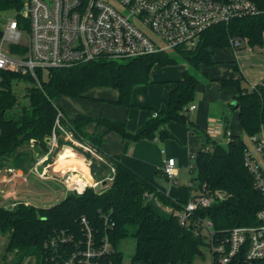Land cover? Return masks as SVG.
<instances>
[{
  "label": "trees",
  "instance_id": "trees-1",
  "mask_svg": "<svg viewBox=\"0 0 264 264\" xmlns=\"http://www.w3.org/2000/svg\"><path fill=\"white\" fill-rule=\"evenodd\" d=\"M252 1L260 8L259 14L214 24L202 33L195 48L178 47L174 50L175 55L159 52L126 61L99 59L74 66L53 67L45 78L38 71L40 85L30 73L0 69V165L10 158L27 161L31 166L37 155L26 158L25 154L18 153V148L31 140H35L40 154L47 152V139L52 134L60 109L65 116L60 121L73 138L103 156L102 160L98 157L92 159L88 151L92 171H110L111 165L114 168L111 179L102 188L88 186L83 193L70 191L51 206L25 202L8 207L0 205V230L8 234V251L15 257H35L36 264H47L53 251L45 243L55 231L64 229L73 235V241L63 246L67 253L76 248V243H87L88 235L82 223L85 216L92 228L94 246H101L106 237L111 244V251L101 256L102 262L124 264V253L118 244L129 235V228L135 226L132 235L136 238V249L130 264H191L197 256L205 258L204 247L209 245L206 236L196 232L197 228L202 229L199 225L202 220L212 221L215 239L226 237L235 226L258 223L257 211L264 203V195L256 188L254 175L245 160L248 144L240 134H232L227 143L219 142L198 126L189 113L198 85L217 80L221 88L236 91L234 100L239 102L237 111L242 134L251 137L264 129V78L248 89L243 84L246 81L244 75L218 78L212 77L209 70L220 63V60L216 63V55L232 46L233 37L246 40L251 46L264 45V0ZM22 4L23 0H0V11L20 10ZM177 57H182L188 68L169 87L164 107L150 108L151 116L142 120L135 131L127 128L126 121L102 114L78 113L71 118L58 104L61 97L98 100L89 91L107 87L118 91L116 99L107 101L129 109L134 106L135 86L150 83L154 66L174 64ZM229 64L234 71L239 70L235 60ZM189 67L203 72V75L198 76ZM21 79L32 82L26 91L30 104L23 106L17 114L9 115L7 112L19 104L14 82ZM230 106L234 108L232 103ZM155 112L156 116L153 115ZM170 121L185 124L192 136L202 138L201 148L190 153L194 160L190 166L194 173L191 190L206 194L225 193L222 200L194 210L188 224L181 223L178 213L188 200L172 198L124 163L120 156L103 148L105 135L110 131L132 141L151 140L158 133L162 137L173 136L166 127ZM92 123L104 126V132H89L88 126ZM62 140L61 145L73 144L67 139ZM167 206L172 207L169 213L162 208ZM59 254H62L61 258L65 257L64 252ZM259 264H264V260Z\"/></svg>",
  "mask_w": 264,
  "mask_h": 264
},
{
  "label": "built area",
  "instance_id": "built-area-1",
  "mask_svg": "<svg viewBox=\"0 0 264 264\" xmlns=\"http://www.w3.org/2000/svg\"><path fill=\"white\" fill-rule=\"evenodd\" d=\"M20 12V17L9 19L0 29V69L30 73L40 85L38 71L45 78L53 67L99 59L126 61L174 51L178 47L193 49L210 26L256 15L261 10L252 0H23ZM25 34L27 42L23 44L21 39ZM242 40L233 37L231 44L236 49ZM1 79L0 76V83ZM195 107L192 104L189 109ZM62 117L64 113L58 109L50 137L52 147L57 145V128L70 137L61 124ZM209 131L214 138L222 137L225 141L232 135L221 126ZM249 139L255 147L246 150L245 160L254 175L256 188L264 195V130ZM77 143L92 151L89 146ZM46 158L40 157L34 166L44 179L53 177L49 174L50 164H45L41 171L38 169ZM164 174L169 179L177 176L174 157L165 159ZM57 180L67 191L83 193L87 187L74 169L67 170ZM99 184L96 182L92 186ZM224 197L223 192L206 194L195 189L178 212L181 223L188 224L191 213L197 208L210 206ZM257 219L255 225L231 228L222 239L214 238L210 219L202 220L199 224L202 229L197 228L196 232L205 235L209 242L211 264H259L264 260V203L257 211ZM82 223L88 235L87 243L80 241L71 253H67L63 246L73 241V235L64 229L55 231L45 243L53 251L48 257L52 262L47 264H107L100 258L111 251L108 238H104L101 246H94L92 228L85 216Z\"/></svg>",
  "mask_w": 264,
  "mask_h": 264
},
{
  "label": "rangeland",
  "instance_id": "rangeland-1",
  "mask_svg": "<svg viewBox=\"0 0 264 264\" xmlns=\"http://www.w3.org/2000/svg\"><path fill=\"white\" fill-rule=\"evenodd\" d=\"M20 15L21 12L18 9H7L0 11V29L5 26V23L9 19L18 18L20 17ZM21 42L23 44L27 42L26 34L23 35ZM169 53L175 55L174 51H170ZM216 57H217L216 63L218 60H220L218 61L220 63L209 69L212 77L222 76L221 74H224V69L227 68V66L231 65L229 64L230 61L235 60V62L238 63L239 70L234 72H237L240 75H244L246 77V81L243 84L246 85L248 89H251L253 85L261 82L262 78H264V45L262 47L251 46L246 40H242L241 45L237 46L236 49L232 45L229 48L221 50V52L219 51ZM185 68H188V63L182 57H177V62L174 64H169L164 66H158V65L154 66L151 72V82L146 84L145 83L138 84L135 86L132 102H136V104L144 105V103H142V98H145V101L148 103L147 106H151L153 108H159V109L163 108L165 105V100H167L169 96V87H172L173 82L182 77V73L185 70ZM189 69L193 71L192 67L191 68L189 67ZM193 72H195L200 77L203 75V72L201 71L199 72L193 71ZM212 82H214L215 85L214 87H216V83H215L216 80ZM208 84L209 82H203L198 85L195 94V100L193 101V103L198 104V108L195 110V112L193 111L194 115H191V110L189 111V113L194 121H196V117H197V122L201 124L209 125L210 127L214 122L217 121L216 118L217 116L215 114H212V112L215 113L218 111V105L217 103H215V100L218 98V94L212 93L213 89L209 90L211 84L210 85ZM31 85L32 82L26 79H21L19 81L14 82V90L19 97V104L15 107L14 110L7 112V114L9 115L11 113L17 114L18 112H20L23 106H29L30 99L28 96H26V91L27 88L30 87ZM205 88L207 89L206 91H204ZM105 89H106L105 87L95 88L92 94L98 96H105L109 93H112L113 91V89H108L109 91L108 93L105 92ZM206 93L207 95H212V97H214L213 100L208 99L207 105L201 103V101L204 100ZM66 100L69 102V105L67 103H64L67 108L70 107L71 110L80 109V105H81L80 99L66 98ZM211 108L213 109V111H211ZM135 109L137 111L129 115L130 121L132 119L135 120L143 116L149 115L152 112V110H149L148 107L146 106L145 107L137 106ZM128 124H127V128H128ZM232 125L234 132L240 133V127L235 118H233ZM65 129L68 131L70 137H68L62 130L57 128L56 129L57 137H58L57 145L52 147V144L50 142L51 136H49V138L47 139L49 143L48 151L42 154L39 153L37 155L36 161L33 163V165L36 164L39 158L43 157V155L47 156L45 162L42 164L43 166L45 164L46 165L50 164L52 166V168L49 170V174L52 175L53 177L46 179H56V181L54 182V181L39 179L38 177L33 175L31 179L37 181L38 185H34L33 189L18 191V193L20 192L22 195L27 194L28 196L22 197V201L18 199L15 200L13 199V196L11 195L9 196L8 193L12 192L11 191L12 188H17V186L15 185L17 181L12 182L13 180H10V176H12L11 175L12 172L14 173L13 176L15 175L16 172L18 173V171H16L15 169L16 167L15 164L18 163L19 159L11 160L9 158L10 160L7 159V161H5L3 165L2 164L0 165V205L8 207V206H15L20 202L29 201L25 203L32 204L35 206H51L59 202L66 196V195L64 196L61 193V190L62 191L64 189L66 190L65 186L62 183H60L57 179L60 178L67 170H73V168H67V164H60V163L57 164L61 156L65 154L64 151H66V150L64 151L61 150L60 147L61 143L59 141L60 135H62L65 138V140L67 139L73 143L72 145L71 144L67 145L64 148L74 151L73 153L77 154L78 157H82L85 160L86 165L89 166L88 168L89 171H87L84 164H82L81 166L82 168H84L86 174L84 172H80L78 169H74L78 171V174L80 173L81 175L80 178H82L85 181V185H87V187L92 186L96 182L100 183L99 186H97V188H102L103 186L106 185L103 184V181L105 180L107 181L111 177V171H114L112 165L110 166V171L108 170V171H102L101 173H94L95 171H92V169L90 168V163L92 162V160L88 158L89 150L86 151V149L83 146H80L77 143L79 141L73 138V135L70 132V130H68L67 128ZM167 129L173 134V136L162 137L158 133L154 139L151 140L146 139L147 141L152 143L151 147L149 148V156L156 160L158 158H161V156H163L160 152L161 147L165 148L168 154L174 155L178 160V164L180 168L179 180L177 183L174 180L175 178L167 179L163 175V173L160 172L157 178L158 184H160L163 188H165V190L159 186L158 187L165 193L171 191L174 196H182L186 194L189 195V177L190 175L194 174L191 172L190 166L191 164L194 163V160L193 158L190 157V154L188 152L190 150V147L191 150H195L200 140L193 139L190 142V138H189L190 132H188V127L183 123L177 121H170ZM57 130H60V132ZM240 137L246 141L249 147L251 148L255 147L254 143L250 141L249 137L245 136L244 134H241ZM215 139H217L219 142L224 143V140L221 137ZM34 144H35V140H31L30 142L24 143L22 146L18 148V153L19 150H21L22 148L33 149L32 147ZM36 150H38V147H36ZM89 153L91 154L90 156H92V159L94 157L96 158L98 157L97 158L98 160L103 159L102 158L103 156L95 152L93 149L92 151L90 150ZM32 156L33 155H31V157ZM34 166H33V171H35ZM27 192H31V193L29 194ZM69 192L70 191L66 190V194ZM19 199H21V197H19ZM168 207L169 206L162 208L163 210H165V212L169 213L172 210H166V208ZM135 230L136 227L131 226L129 228V232H130L129 235L124 239H122L118 244V248L124 253V264H130L132 255L134 254L136 249V238L132 235V233ZM7 241H8V234L3 233L0 230V264H36L35 257H31V258L15 257L13 252L7 250ZM204 251L206 255L205 258H203L202 256H197L195 257V259L191 264H211L212 262L211 253L209 251V248L205 246Z\"/></svg>",
  "mask_w": 264,
  "mask_h": 264
},
{
  "label": "crops",
  "instance_id": "crops-1",
  "mask_svg": "<svg viewBox=\"0 0 264 264\" xmlns=\"http://www.w3.org/2000/svg\"><path fill=\"white\" fill-rule=\"evenodd\" d=\"M260 47V46H259ZM222 76H217L218 78L220 77H228V76H239L240 74L237 72H234L233 68L231 65L227 66V68L224 69V74H221ZM263 79V78H262ZM215 81V80H212ZM210 81L208 85L211 84V86L209 87V90L213 89L212 93L218 94V98L215 100V103H217L218 105V111L212 114H215L217 117V121L214 122L210 127L209 125L206 124H201L199 122H197V117H196V124L198 126H200L203 129H206L208 132H210L209 130L216 128L218 126L223 127V129L229 130L231 132V134H242V129L240 126V122H239V117H238V111L237 108L234 107L232 108L230 106V103H232L234 101V96H235V90L232 89H223L220 86L219 81L216 80V87H214V82ZM98 88V87H97ZM105 92H108V89H113L112 93H109L105 96H98V95H93L92 92L94 91V89H92L91 91H89V94L95 98H97L98 100H91V99H80V109L77 110H71V108H67L66 105L64 103H67L69 105V102L66 100V98H70L71 97H61L58 100V104L65 109L67 115L71 118L75 117L78 113H85V114H89L92 116H99V115H105L109 118L112 119H117V120H121V121H126V123L128 124V128L130 131H135L138 124L151 116L152 112L149 115L143 116L141 118L138 119H132L130 121L129 115L131 113H134L135 111H137L135 108L137 106L139 107H148V109L150 110V108H153L151 106H147L148 103L145 101V98H142V103H144V105L141 104H136V102L134 103V106L131 108H124L121 106H118L116 104H113L109 101H107L108 99H116L118 97V91L114 88H107L105 87ZM207 89L205 88L204 91H206ZM214 97H212V95H207V93L205 94L204 100L201 101L202 104L207 105L208 104V99H212L213 100ZM74 99V98H72ZM75 99H79V98H75ZM85 100V101H84ZM232 101V102H231ZM195 104V103H193ZM141 105V106H140ZM196 107L194 109H190L191 110V115L193 114V111L195 112V110L198 108V104H195ZM132 109V110H131ZM211 111H213V109L211 108ZM148 116V117H147ZM233 118H235L239 124L240 127V133H235L234 129H233V125H232V121ZM170 122H168L166 124V127H168V124ZM105 128L104 126H98L95 123H92L88 126V131L89 132H97V133H102L104 132ZM188 132H190V130H188ZM171 133V132H170ZM172 134V133H171ZM173 135V134H172ZM190 138V142L193 139H198L200 140L199 144L197 145V148L195 150H189V154L191 152H196L197 150H199L202 146V138L201 137H197V136H192L191 133L189 135ZM222 138V137H221ZM225 138V137H224ZM62 139H65L62 135L59 136V141L61 143V141H63ZM224 140V139H223ZM224 143H227V141L224 140ZM67 145L70 144H62L61 150H66L65 154H63V158H66L68 160L74 159V162H71L69 164H67V168H73V169H78L80 170V167L82 166V164L85 165L87 171H89V166L86 165L85 160L82 157H78L77 154H73L72 153L74 151L72 150H68L65 149L64 147H66ZM152 143L147 141L146 139H142L139 141H132L129 139H124L122 138L118 133L114 132V131H110L107 132L105 135V142L103 145V148L105 151H107L110 154H115L120 156L121 160L126 163L128 166H130L131 168H133L135 171L139 172L140 174H142L143 176H145L147 179H149L150 181H152L153 183H155L157 185V187H161L163 188L160 184H158V174L160 173L159 171H161L163 173V175L169 179L165 174H164V164H165V159L168 157H174L176 159V164H177V168H178V174L175 177V182L178 183L179 180V173H180V168H179V164H178V160L174 155L168 154V152L165 150V148L161 147L160 148V152L163 156H161V158L153 159L149 156V148L151 147ZM33 149H26V148H22L21 150H19V155L20 154H26L27 157H29L32 154L38 155L39 151L36 150V145L34 144ZM74 149V148H73ZM162 150H165V152H162ZM70 153V154H69ZM160 154V155H161ZM75 155V156H74ZM44 157V155H43ZM76 160L80 161V163H76ZM82 162V163H81ZM73 163V164H72ZM18 167H15L16 171H18V173L16 172L15 175L13 176V172L11 173L12 176H10V180H13L12 182L17 181V183L15 184L17 186V188H12V192L8 193V195L13 196V199H18L20 201H22V197H26L28 196L27 194L22 195L20 192L18 193V191H24L26 189H33L34 185H38V182L35 181L34 179H31L33 175H35L36 177H38L39 179H43V180H48V181H56V179H44L42 177L39 176V174L37 175V173L35 171H33V166L35 165H28L27 161H18L17 163ZM14 166V165H12ZM38 169L39 171H41L43 169V164H39L38 165ZM84 170V168H83ZM191 177L192 175H190L189 177V195H182V196H174L172 194L171 191L166 192L168 195H170L172 198L174 199H184V200H189L193 194V192H195V190H191ZM58 182V181H57ZM158 187V188H159ZM165 190V188H163ZM31 191V190H30ZM27 193H31V192H27ZM61 193L65 196L66 195V190L64 189L63 191L61 190ZM19 197H21V199H19ZM29 200V199H27ZM25 202H29V201H25ZM166 210H172L171 207L166 208Z\"/></svg>",
  "mask_w": 264,
  "mask_h": 264
},
{
  "label": "bare ground",
  "instance_id": "bare-ground-1",
  "mask_svg": "<svg viewBox=\"0 0 264 264\" xmlns=\"http://www.w3.org/2000/svg\"><path fill=\"white\" fill-rule=\"evenodd\" d=\"M65 152V151H64ZM67 152V151H66ZM70 154V153H69ZM74 153H72V155H73ZM75 156V155H74ZM64 156H61V158H60V160L58 161V163L57 164H69V163H71V162H74L73 160L74 159H71V160H68V159H65V158H63ZM77 161L78 160H76V163H77ZM78 163H80V161H78ZM73 164V163H72ZM80 172H84L85 174H86V172L83 170V168L82 167H80V170H79ZM83 173V174H84ZM79 176H81L80 175V173L78 174ZM86 180V179H85Z\"/></svg>",
  "mask_w": 264,
  "mask_h": 264
},
{
  "label": "water",
  "instance_id": "water-1",
  "mask_svg": "<svg viewBox=\"0 0 264 264\" xmlns=\"http://www.w3.org/2000/svg\"><path fill=\"white\" fill-rule=\"evenodd\" d=\"M1 36H2V31H0V37H1ZM232 104L234 105V107L238 108L239 102H238L237 100H234V101L232 102ZM106 183H107L106 180L103 181V184H106ZM103 190H106V189H103Z\"/></svg>",
  "mask_w": 264,
  "mask_h": 264
}]
</instances>
